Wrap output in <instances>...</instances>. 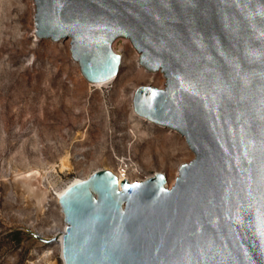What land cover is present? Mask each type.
Returning a JSON list of instances; mask_svg holds the SVG:
<instances>
[{"label": "water", "instance_id": "obj_1", "mask_svg": "<svg viewBox=\"0 0 264 264\" xmlns=\"http://www.w3.org/2000/svg\"><path fill=\"white\" fill-rule=\"evenodd\" d=\"M37 39L71 40L91 84L116 80L127 39L165 89L135 113L185 138L175 186L99 171L69 188L63 264H264V0H34ZM32 235L46 245L55 239Z\"/></svg>", "mask_w": 264, "mask_h": 264}, {"label": "rangeland", "instance_id": "obj_2", "mask_svg": "<svg viewBox=\"0 0 264 264\" xmlns=\"http://www.w3.org/2000/svg\"><path fill=\"white\" fill-rule=\"evenodd\" d=\"M35 31L34 0H0V264H63L58 245L32 233L58 236L57 195L73 180L125 163L130 181L168 180L195 158L180 134L134 115V92L165 89L166 79L139 68L129 40L113 45L123 57L118 79L96 87L72 59L71 40L41 41ZM25 180L46 196L42 207L20 187Z\"/></svg>", "mask_w": 264, "mask_h": 264}, {"label": "bare ground", "instance_id": "obj_3", "mask_svg": "<svg viewBox=\"0 0 264 264\" xmlns=\"http://www.w3.org/2000/svg\"><path fill=\"white\" fill-rule=\"evenodd\" d=\"M68 41V40H67ZM70 42V41H69ZM114 49V48H113ZM115 51V50H114ZM116 52V51H115ZM117 53V52H116ZM137 61H138V66H139V68L140 69H143L141 66H140V64H139V61H140V57L138 56V59H137ZM122 62H123V60H122ZM144 70V69H143ZM118 79V78H117ZM116 79V80H117ZM116 80H113V81H110V82H106V83H97V84H95V86L96 87H105V86H108V85H110V84H112V83H114V81H116ZM133 98H134V95L132 96V109H133V113H134V115L138 118V119H140V120H142V121H146V122H148L149 124H152L151 122H149L148 120H146V119H144V118H141V117H139L136 113H135V111H134V104H133ZM153 125V124H152ZM184 138V137H183ZM66 162L65 161H63V163H62V165H63V168H65V166H66V164H65ZM125 166H127L126 168L125 167H123L122 168V171H120V172H116V171H114V170H109L110 172H112L114 175H116L117 176V178H118V180H119V183H120V185H121V183L124 181V180H126V181H129L130 183H134L133 181H130L128 178H127V175H128V164H126L125 163ZM105 171H108L107 169L105 170ZM178 174H179V171H178V173H177V175H175L174 174V176H168V180H167V189H172L174 186H175V184H176V178L178 177ZM88 178H86V179H80V178H78V179H75V180H73L72 182H70L63 190H61L59 193H58V195H57V201H58V203H59V200H60V198L62 197V195L69 189V188H71L72 186H74V185H77V184H79V183H82V182H84V181H86ZM30 185H31V180H25V182H24V185H20V187L24 190V192H25V194H27V196H29L30 198H35V200H36V202H37V204L39 205V206H43V204H44V202L46 201V196L45 195H37V196H34L33 195V193L30 191ZM19 187V188H20ZM65 224V223H64ZM65 228H66V225H64V227L62 228V229H59V231H58V236L56 237V239L58 240V241H56L55 242V244H57L58 245V247H59V249H60V252H61V255H62V245H63V235H64V233H65Z\"/></svg>", "mask_w": 264, "mask_h": 264}]
</instances>
